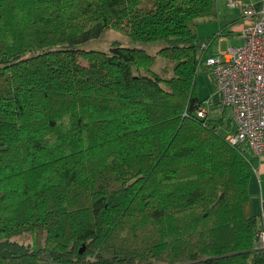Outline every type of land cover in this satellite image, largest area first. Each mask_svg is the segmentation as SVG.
Segmentation results:
<instances>
[{"label": "trees", "instance_id": "obj_1", "mask_svg": "<svg viewBox=\"0 0 264 264\" xmlns=\"http://www.w3.org/2000/svg\"><path fill=\"white\" fill-rule=\"evenodd\" d=\"M213 1L0 0V264H264L253 163L197 113ZM107 29L165 45L81 46Z\"/></svg>", "mask_w": 264, "mask_h": 264}, {"label": "built area", "instance_id": "obj_2", "mask_svg": "<svg viewBox=\"0 0 264 264\" xmlns=\"http://www.w3.org/2000/svg\"><path fill=\"white\" fill-rule=\"evenodd\" d=\"M243 0H228L234 8ZM245 15H255L251 4H245ZM243 42L230 46L227 51L206 54L201 65L214 78L215 91L220 94L218 104L231 120L225 138L245 149L248 145L256 153H264V10L254 26L245 30ZM204 51L208 41L200 44ZM213 107L209 98L202 99L198 115L206 116ZM258 217L254 247L264 250V210Z\"/></svg>", "mask_w": 264, "mask_h": 264}, {"label": "crops", "instance_id": "obj_3", "mask_svg": "<svg viewBox=\"0 0 264 264\" xmlns=\"http://www.w3.org/2000/svg\"><path fill=\"white\" fill-rule=\"evenodd\" d=\"M245 4H251L254 7L256 11L255 15L244 14L243 8ZM263 10L264 0H243L242 4L234 8L229 6L228 0H214L211 13L206 17L199 18L196 23L197 35L202 41H208L207 48L202 51L206 55L227 51L230 46L240 45L244 40L243 34L245 30L256 24L257 19ZM158 50L159 49H157V51ZM167 61L166 70H169L167 75L169 77L172 74L173 63L169 60ZM205 77L209 78L210 89L201 94L199 87L201 86L202 81L200 83V80ZM200 80L197 75L198 95L200 93L199 98H209L213 101L214 106L221 107L218 104L220 94L215 91L213 75H201ZM210 113L211 112H209V116L215 119H219L224 114L223 120L219 122V131L223 126L227 129L231 128V120L227 118L224 109L221 108V114L217 117H213ZM245 151L254 166V174L249 182L252 213L259 216L264 210V153L258 154L248 145L245 146Z\"/></svg>", "mask_w": 264, "mask_h": 264}, {"label": "rangeland", "instance_id": "obj_4", "mask_svg": "<svg viewBox=\"0 0 264 264\" xmlns=\"http://www.w3.org/2000/svg\"><path fill=\"white\" fill-rule=\"evenodd\" d=\"M114 41H119V42H121L125 45H129V46H137L140 48H144L146 51H148L151 54H155L157 52V49H159L161 46L165 45V43L163 41H159L157 43L156 42L155 43L154 42L145 43V42H141V41L135 42V41H132L129 36H127L126 34L120 32V31H117L114 29H107V30H104L99 37L89 39L86 42L82 43L81 46L84 48H88V49L89 48H95V49H101V50H109L111 43ZM155 44H158V45H155ZM156 47H157V49H156ZM166 62L168 63L166 58L161 57V56H157L156 57V63L153 66V69L162 77L167 76L168 72H169V70H166V68H167ZM198 72H199L198 73L199 80H200L201 75L208 76V74H212L208 70V68L204 67V65L200 66ZM201 81H202V83H201ZM200 83H201V86L199 87V89H200L201 94L204 91H207L210 89L208 77L201 78ZM200 83H199V85H200ZM200 93H199V96H200ZM210 112H211L210 114L213 117H217L221 114V107H219V106L217 107V106L213 105ZM226 123H227V120H226ZM227 131H228V129L224 126L220 129V132L222 134H226ZM44 241H45V236H44L43 231H37L35 237L27 238L24 243L26 245L34 248V247L42 246ZM106 253L111 255L110 252H106ZM163 263L164 262L162 260H155L152 262V264H163Z\"/></svg>", "mask_w": 264, "mask_h": 264}]
</instances>
